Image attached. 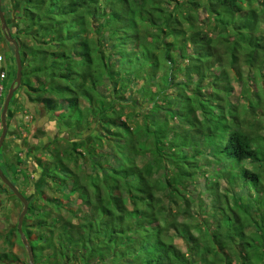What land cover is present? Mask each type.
<instances>
[{"label": "trees", "instance_id": "16d2710c", "mask_svg": "<svg viewBox=\"0 0 264 264\" xmlns=\"http://www.w3.org/2000/svg\"><path fill=\"white\" fill-rule=\"evenodd\" d=\"M243 2L206 0L200 11L187 0H10L23 76L36 78L34 85L22 83L29 100L67 127H101L86 152L89 173L81 170L83 163L71 168L70 160L84 157L72 145L49 147L51 170L39 163L51 191L66 192L67 198L78 192L89 212L78 223L56 215L55 225L50 212L36 214L42 232L35 240L26 216L23 230L32 249H45L36 260L34 255L35 264H233L232 257L234 264H264V2L249 9ZM137 57L143 63L133 72L116 71L117 64H134ZM13 68L6 79L16 77ZM159 71L164 74L153 81ZM105 76L123 82L115 83L109 99L100 90ZM129 87L130 94L143 96L134 115V122L143 117L140 129L131 115L123 119L130 98L119 93ZM235 87L248 96L247 105L233 98ZM173 119L180 125L171 124ZM103 138L115 151L100 158L95 146ZM211 160L227 164L223 177L231 185L241 181L240 190L255 204L229 199L220 180L207 181L200 187L212 192L205 212L215 226H202L188 213L194 201L183 187ZM166 189L173 210L168 216L171 208L157 194ZM35 209L29 201L28 213ZM177 236L186 251L176 246ZM129 255L136 261L127 263Z\"/></svg>", "mask_w": 264, "mask_h": 264}, {"label": "rangeland", "instance_id": "374dc122", "mask_svg": "<svg viewBox=\"0 0 264 264\" xmlns=\"http://www.w3.org/2000/svg\"><path fill=\"white\" fill-rule=\"evenodd\" d=\"M206 0H187V4L193 7L195 10L203 9L199 4L204 3ZM264 2V0H247V2H243L244 8H251L259 5L260 3ZM3 3V2H2ZM4 7V13L6 19L8 21V27L11 34L14 36L16 33V23L18 21L17 17L15 16V12L11 10L12 4H10V0H4L2 4ZM205 14L201 13V17ZM0 21V56H2V60H0V68L3 67L6 71L14 69V64L16 65L15 55H14V45L7 41L4 32L2 31ZM208 25V24H207ZM259 27L264 28V23H261ZM261 30V28H259ZM263 30V29H262ZM261 30V31H262ZM264 31V30H263ZM217 34V32H214ZM149 40L153 41L151 37ZM32 41H30V44ZM133 48L136 49L137 53L140 54L139 47L132 44ZM135 56V53H132V57ZM134 64H126L120 65L117 64L116 71L120 73H125V71L133 72L136 66L143 63V58H136L132 60ZM183 62V61H182ZM185 62H183L184 64ZM248 73V70L245 71ZM164 74L163 71H159L157 75L152 79L153 81L158 82V79ZM17 75V71H16ZM179 77L183 78V74H178ZM16 78V77H15ZM12 79H0V86H4V90L1 93L0 91V135L2 132V123H1V112L4 104V100L8 94H6V89H9L12 85V82L15 80ZM30 81L33 85L36 83V78L32 77L30 80L26 78V76L22 77V83H26ZM118 81V79H117ZM115 78L108 79L107 76L104 77L103 83L100 86V90L102 91L105 98L109 99L110 95L112 96V90L117 82ZM21 83V86L16 90L14 94L13 100H15V114L12 116V122L14 119L16 120V125L19 126V130L21 133L11 132L13 130L10 128L8 122V134L6 136V140L2 149V155L0 164L2 165V169L9 177V179L16 178L17 181H14L19 185V188L23 190L25 195L28 197L29 201H32L36 207L33 214L30 216V213L27 212L25 215L28 216L26 221L28 227L32 229L33 235L32 237L35 238L42 232L36 226L35 218L36 214H39L43 217L44 212H50L49 221L55 225L56 215H64L67 218H71L74 223H78L79 219L86 213L89 212V207H86L83 204V197L78 193L74 192L70 194L67 198L66 192L65 193H58L53 192L48 188L50 185V181L46 178L47 171L45 168L39 166V163L44 165L45 167L51 170L52 160L50 157V153L48 151L49 147L58 146L60 149H65L66 147H76L77 151L83 153L82 160L77 159L76 163L69 161L71 164V168L76 169L77 166L83 163L81 170L86 171L89 173L91 171L90 166V158L88 157L87 149H91L93 141L96 140V136L101 133V127L98 126L95 122H92L88 125L87 129L84 132L76 129L70 128L66 125L59 123L56 121L55 113L53 111L47 110L43 105L33 102V106L29 109L26 108L25 101L29 99L28 95V86ZM143 83V82H141ZM123 85L122 81L117 82V87ZM148 85L149 88L153 87V89H158L159 87L156 84H149L148 82L145 84ZM237 86V85H236ZM116 87V89H117ZM122 87V86H121ZM129 87L123 93L121 91L119 94L122 96H129L130 99L127 98V103L124 104L123 108V119L131 115L133 118V125L140 129L143 124V117L139 116V120L136 119L134 122V115H138L139 109L142 106L143 96L140 93L130 94ZM9 91V90H8ZM205 94H209L210 90L205 89ZM233 98L240 102V106L243 107L248 104V96L241 94L240 87H235L233 92ZM12 100V101H13ZM32 102V101H31ZM213 102V101H211ZM83 105H87L86 101H83ZM119 103H117V106ZM143 104V106H145ZM144 107H142L143 110ZM27 109V110H26ZM18 113L22 115H26L28 117L25 120H20L17 116ZM201 116V115H200ZM91 121H93V116H90ZM8 120V118H7ZM95 121V120H94ZM175 123V125H180V119H173L171 121ZM21 127V128H20ZM179 127V126H176ZM91 145V146H90ZM97 152L99 153V157L103 158V153H112L115 151V145L109 143L108 139L103 138L102 142L95 146ZM77 158V157H76ZM107 158V156H106ZM109 161L111 159L107 158ZM143 161H146V158H141ZM213 161L212 165L206 169L201 170L195 178V182H187L183 189H185L186 193L191 195L193 199V203L191 209L189 210V215L197 216L198 220L200 221L201 225L204 224H211L215 226L214 219L210 215H208L205 211L208 209V204L211 203L212 199V192L207 190H202L200 185L207 182L216 181L217 179L220 180L221 190L223 193H226L230 198H237L243 200V202L251 207H254L255 201L252 199V196H249V193H244L243 190L240 189L243 187V183L241 181H237L238 183H233L232 185L228 183L227 179L223 177L224 170L227 169V164H219L215 160ZM254 165V166H253ZM167 166V165H165ZM165 166L160 168L157 173V177L160 180ZM253 168L259 170V166L252 164ZM79 169V168H78ZM168 171L172 170L171 165L167 166ZM221 176L219 177L218 175ZM49 181L47 186L44 187V183L47 180ZM56 179H59L56 177ZM44 187L45 195H41L39 189ZM252 193V191H251ZM158 195L162 196L167 203L169 209L166 215H170L173 210L170 203V197L168 196V189L165 191H159ZM49 199V200H48ZM55 201L62 203L61 206L57 207ZM178 205L183 207L182 200L178 198ZM24 208L23 203L17 198V196L11 191V189L5 185V183L0 179V264H30V257L29 252L26 245L20 241L19 235L20 232H17L18 223H19V215ZM29 211V209H28ZM25 217L23 219V224L25 221ZM181 219V218H180ZM23 227V226H22ZM24 231V230H23ZM194 231H199L195 229ZM25 233V232H24ZM175 244L179 247L182 251L187 250V245L183 238L175 237ZM30 244V241L28 240ZM45 252L44 246L41 247V244H38L37 249L33 250V255H35V260L37 257H40ZM8 254L9 258H5L3 254ZM229 257V256H227ZM230 258V257H229ZM99 259L97 256L92 262H95ZM34 260V264H35ZM127 263L135 262V256L129 255L126 260ZM236 262L235 257H232V263ZM72 264H81V262L74 261Z\"/></svg>", "mask_w": 264, "mask_h": 264}, {"label": "water", "instance_id": "95a60500", "mask_svg": "<svg viewBox=\"0 0 264 264\" xmlns=\"http://www.w3.org/2000/svg\"><path fill=\"white\" fill-rule=\"evenodd\" d=\"M0 21H1V26H2V31L5 34V37L7 41L11 42L14 45V55H15V60L17 64V75L15 80L12 82V85L9 88L8 94L4 100L2 112H1V123H2V132L0 135V154L1 150L3 148V145L6 140V136L8 134V113L10 110V105L11 101L13 100L14 94L16 90L21 86L22 83V77H23V63H22V58H21V53H20V46L18 43V40L11 34L9 31L8 27V21L6 19L5 13L2 9V0H0ZM0 179L5 183L6 186H8L11 191L17 196V198L23 203L24 208L22 212L19 215V223H18V229L22 237L23 243L26 245L28 252H29V257H30V264H34V255H33V249L31 245L28 243V239L23 231V219L25 215L28 212L29 209V199L28 197L22 193L19 188L12 182L9 177L5 174L3 171L1 165H0Z\"/></svg>", "mask_w": 264, "mask_h": 264}, {"label": "crops", "instance_id": "0c3cea01", "mask_svg": "<svg viewBox=\"0 0 264 264\" xmlns=\"http://www.w3.org/2000/svg\"><path fill=\"white\" fill-rule=\"evenodd\" d=\"M17 99V98H16ZM15 99V100H16ZM15 100H13L12 102H11V105H10V110H9V113H8V122H9V125H10V128H12L13 130H11V132H13V133H15V136H16V132H17V134H18V132L19 133H21L20 131H18L19 130V126H17L16 125V120L14 119V122L11 124V120H12V116L15 114ZM33 102H31L29 99L28 100H26L25 101V105H26V108L27 109H29L30 107H32L33 106ZM26 109V110H27ZM17 116H18V118L21 120H25V118L26 117H28L27 116V114L26 115H22L21 113H18L17 114ZM21 128V127H20Z\"/></svg>", "mask_w": 264, "mask_h": 264}, {"label": "built area", "instance_id": "2783aa9c", "mask_svg": "<svg viewBox=\"0 0 264 264\" xmlns=\"http://www.w3.org/2000/svg\"><path fill=\"white\" fill-rule=\"evenodd\" d=\"M2 56H0V60H2ZM6 77H7V71L3 68V67H1L0 68V79L1 80H3V79H6ZM3 90H4V86L3 85H1L0 86V91H1V93L3 92Z\"/></svg>", "mask_w": 264, "mask_h": 264}, {"label": "flooded vegetation", "instance_id": "af4514ba", "mask_svg": "<svg viewBox=\"0 0 264 264\" xmlns=\"http://www.w3.org/2000/svg\"><path fill=\"white\" fill-rule=\"evenodd\" d=\"M14 98V97H13ZM4 146V145H3ZM3 149V148H2ZM2 151V150H1Z\"/></svg>", "mask_w": 264, "mask_h": 264}]
</instances>
